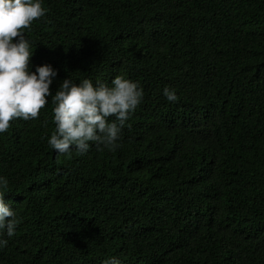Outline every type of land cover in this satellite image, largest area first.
Listing matches in <instances>:
<instances>
[{
  "label": "trees",
  "instance_id": "obj_1",
  "mask_svg": "<svg viewBox=\"0 0 264 264\" xmlns=\"http://www.w3.org/2000/svg\"><path fill=\"white\" fill-rule=\"evenodd\" d=\"M42 6L25 35L31 70H58L53 94L122 74L144 97L114 151L58 155L51 97L10 121L0 175L19 224L0 264H264V0Z\"/></svg>",
  "mask_w": 264,
  "mask_h": 264
},
{
  "label": "clouds",
  "instance_id": "obj_2",
  "mask_svg": "<svg viewBox=\"0 0 264 264\" xmlns=\"http://www.w3.org/2000/svg\"><path fill=\"white\" fill-rule=\"evenodd\" d=\"M42 5L43 0H0V134L17 118H38L51 97L55 130L47 142L58 155H71L73 151L83 155L93 143L116 150L122 129L143 100V86L122 74L110 84L88 77L78 82L67 77L53 94L50 85L58 70L50 63L31 70L34 45L25 35L33 21L47 12ZM162 94L169 102L178 99L176 90L169 86L163 88ZM8 186L7 177L0 175V249L7 247L5 236L12 237L19 224L16 208L4 199ZM103 264L121 261L112 256Z\"/></svg>",
  "mask_w": 264,
  "mask_h": 264
}]
</instances>
